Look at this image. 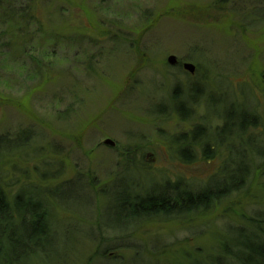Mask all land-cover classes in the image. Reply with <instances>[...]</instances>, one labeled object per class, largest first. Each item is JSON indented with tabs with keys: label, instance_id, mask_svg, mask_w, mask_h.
<instances>
[{
	"label": "rangeland",
	"instance_id": "1",
	"mask_svg": "<svg viewBox=\"0 0 264 264\" xmlns=\"http://www.w3.org/2000/svg\"><path fill=\"white\" fill-rule=\"evenodd\" d=\"M233 108L264 130V0H0V189L10 202L40 190L33 198L57 252L30 264L218 255L227 233L264 218L259 163L206 210L132 223L125 202L129 191L176 182L198 190L216 177L223 159L206 163L201 148L176 139L195 126L216 132L217 115ZM185 145L191 163L179 154Z\"/></svg>",
	"mask_w": 264,
	"mask_h": 264
},
{
	"label": "trees",
	"instance_id": "2",
	"mask_svg": "<svg viewBox=\"0 0 264 264\" xmlns=\"http://www.w3.org/2000/svg\"><path fill=\"white\" fill-rule=\"evenodd\" d=\"M190 90L189 100L179 101L176 106L180 114L182 112L179 106L194 100L193 89ZM178 92L179 90L173 94V99L176 100ZM240 111L238 116L234 108L217 115L223 122L214 133H208L202 126H195L190 135L176 139L178 143L186 141L184 144L190 143L201 148V158L206 163H212L216 158L223 159L216 177L205 181L198 190L176 182L156 186L150 194L138 195L129 191L125 202L129 211L127 219L133 223L152 218H178L206 210L213 202L246 185L251 175V165L259 163L264 168V150L258 149L259 145H264L262 124H259L258 116L254 113ZM185 147L179 154L184 162L191 163L193 154L187 148L188 145ZM226 151H232L237 158L231 159V154ZM35 189L37 187L23 189L12 198V202L8 201L0 189V264H30L37 257L57 254L48 213L33 198L40 191ZM62 189L58 187L51 193L57 196L55 193ZM106 191L108 188L102 192L104 197L107 195ZM57 200L59 202L58 197ZM107 201L115 202L113 198H106ZM249 221L248 226L227 233L220 244L218 255L206 256L202 264H264V218Z\"/></svg>",
	"mask_w": 264,
	"mask_h": 264
},
{
	"label": "water",
	"instance_id": "3",
	"mask_svg": "<svg viewBox=\"0 0 264 264\" xmlns=\"http://www.w3.org/2000/svg\"><path fill=\"white\" fill-rule=\"evenodd\" d=\"M167 63L171 66H176V64H178V61L176 59V57L174 56H170L167 58ZM182 68L185 72L189 73V74H193L195 72V67L193 66V64H188V63H184L182 65ZM105 145H110L113 146V143L110 140H106L104 141Z\"/></svg>",
	"mask_w": 264,
	"mask_h": 264
},
{
	"label": "flooded vegetation",
	"instance_id": "4",
	"mask_svg": "<svg viewBox=\"0 0 264 264\" xmlns=\"http://www.w3.org/2000/svg\"><path fill=\"white\" fill-rule=\"evenodd\" d=\"M176 66H178V67H180V64H179V62H178V64H176ZM182 67V66H181ZM183 69V68H182Z\"/></svg>",
	"mask_w": 264,
	"mask_h": 264
}]
</instances>
